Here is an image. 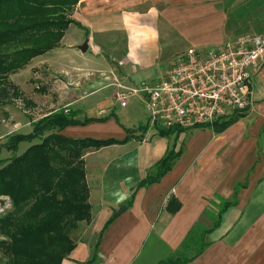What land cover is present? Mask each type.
Returning a JSON list of instances; mask_svg holds the SVG:
<instances>
[{
    "label": "crops",
    "instance_id": "obj_1",
    "mask_svg": "<svg viewBox=\"0 0 264 264\" xmlns=\"http://www.w3.org/2000/svg\"><path fill=\"white\" fill-rule=\"evenodd\" d=\"M224 3L80 0L69 12L79 24L68 26L60 45L9 76L23 94L19 100L33 103L23 111L26 118L18 121V128L29 127L25 134L37 119L65 108L75 112L77 120L93 119L63 127L59 133L65 136L122 139L127 129L133 130V138L125 143L85 150L91 220L79 222L71 231L75 247L61 264H85L98 241L93 264H158L177 251L191 257L192 249L182 246L187 234L196 225L211 227V214L222 200L234 199L235 187L236 205L228 207L219 225L206 235V248L184 264H264V62L248 83L251 105L223 118L239 116L220 132L204 125L160 135L169 128H151L146 113L123 111L131 99L140 103L141 99L133 96L120 107L105 79L108 75L125 84L154 82L151 68L170 63L174 55L233 40ZM94 73L101 85L91 82ZM163 73L159 70L157 77ZM32 82L46 90L44 98L51 96L45 99L47 110L39 115L33 114L42 101L28 94ZM28 145L19 143L17 150L21 153ZM178 149L182 152L159 181L136 188L155 173L153 165L167 151ZM10 151L4 149L1 157L12 156L4 154ZM88 157L95 159L93 164ZM112 165L116 168L110 170ZM171 197L180 204L174 213L166 210ZM119 204L127 209L100 234Z\"/></svg>",
    "mask_w": 264,
    "mask_h": 264
},
{
    "label": "trees",
    "instance_id": "obj_2",
    "mask_svg": "<svg viewBox=\"0 0 264 264\" xmlns=\"http://www.w3.org/2000/svg\"><path fill=\"white\" fill-rule=\"evenodd\" d=\"M78 1L0 0V106L14 103L20 94L9 76L23 69L34 57L58 47L68 26L79 24L69 17ZM25 103L33 104L28 100ZM74 114L58 109L33 122L30 133L10 135L0 145L1 154V149L16 150L19 143H29L21 153L7 158L0 156V195L9 198L0 211V264H61L75 247L71 231L79 222L91 220L85 150L125 143L133 138L132 129H127L122 139L69 137L59 133L67 125L93 120L80 121ZM238 118L234 115L216 120L210 127L220 132ZM182 130L169 128L160 130L159 134L164 136ZM181 152L182 149L167 151L153 165L155 173L139 181L136 188L159 181ZM236 194L235 187L234 199L222 200L217 206L216 213L211 214V227L196 225L187 234L182 246L192 249L191 257L177 251L158 264H184L200 254L207 246L206 235L219 225L226 209L236 205ZM127 204L130 205L131 200ZM179 207V202L171 197L166 210L174 213ZM113 219L111 216L107 220L100 234ZM98 242L85 264L97 260Z\"/></svg>",
    "mask_w": 264,
    "mask_h": 264
},
{
    "label": "built area",
    "instance_id": "obj_3",
    "mask_svg": "<svg viewBox=\"0 0 264 264\" xmlns=\"http://www.w3.org/2000/svg\"><path fill=\"white\" fill-rule=\"evenodd\" d=\"M262 62L264 32L250 31L211 49H187L155 82L105 79L120 107L133 96L141 99L149 127L193 128L246 111L251 105L248 83ZM7 204L6 199L0 211Z\"/></svg>",
    "mask_w": 264,
    "mask_h": 264
},
{
    "label": "rangeland",
    "instance_id": "obj_4",
    "mask_svg": "<svg viewBox=\"0 0 264 264\" xmlns=\"http://www.w3.org/2000/svg\"><path fill=\"white\" fill-rule=\"evenodd\" d=\"M224 5L226 6L228 10V15H229L228 16L229 17L228 18L229 19L228 28L233 31V34H235V36H238L244 32H250V31L264 32V0H225ZM177 55L178 54L174 55V57L171 58L170 63H165V65H167L166 67L165 65H162L157 70L155 67H152L151 71L153 73H156V75L154 74L150 76H154L155 78L154 80L157 81L158 71L160 70L161 73L165 72V70H167V68H169L173 64L174 59L176 58ZM93 75L94 76L92 77L91 82L95 86L98 84L101 85V82L97 81L100 79V76H98V73L97 74L94 73ZM35 84L36 82L29 83L28 89L29 90L31 89L30 92H28L29 91L28 89H25L26 91L25 90L23 91L26 93L28 92V94H31V96L32 95L35 96L38 101L40 98L42 103L39 102L40 105L37 109H35V113L33 114V115H39V114L44 113L45 110H47V102L45 99L47 98L48 100H50L51 96L48 95V97L44 98L43 96L46 94L45 93L46 90L44 89L45 91L43 92L41 91L40 88L39 89L35 88ZM38 84L40 85V83ZM62 84L65 85V83H62ZM62 89L63 88H59L57 90L59 91ZM22 96L23 94L20 93L19 97L15 100L13 104L11 103V104H7V105L5 104L3 106H0V145L3 144L10 135L17 134V133L25 134L26 132L29 131L28 126L27 127L23 126L22 128H18L19 127L18 121L22 117L26 118V116L28 115L24 113L23 111L29 108V107H26L25 105V102H24L25 99H23L22 101L19 100V98H21ZM122 109L126 113L127 112H130V113L137 112L140 115H144L146 113L144 111L142 103H140L138 100L136 101V99L134 98L131 99L128 105ZM29 117L31 116L29 115ZM185 140H187V137ZM26 144H27L26 142H22L20 143V146H23ZM3 150L4 149H1V151ZM16 152L19 153V149L11 150L9 153L4 152V154L5 155H15L17 154ZM93 157H88V162H91V164H93L92 162L95 160L93 159ZM91 166L92 167L94 166L95 170L99 169L97 165H91ZM113 168H116V167H113L112 165L109 169L112 170ZM0 197H1L0 204H4L6 199L7 201H9L8 196L0 195Z\"/></svg>",
    "mask_w": 264,
    "mask_h": 264
},
{
    "label": "water",
    "instance_id": "obj_5",
    "mask_svg": "<svg viewBox=\"0 0 264 264\" xmlns=\"http://www.w3.org/2000/svg\"><path fill=\"white\" fill-rule=\"evenodd\" d=\"M85 48H86V43H84L82 49L85 50ZM126 209H127V205H125V204L117 205L116 209L113 211L112 217H114V218L118 217Z\"/></svg>",
    "mask_w": 264,
    "mask_h": 264
}]
</instances>
